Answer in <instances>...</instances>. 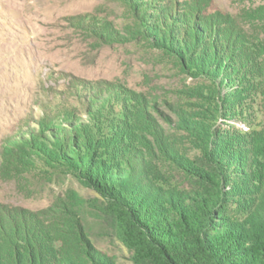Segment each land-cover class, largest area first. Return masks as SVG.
I'll return each instance as SVG.
<instances>
[{
	"label": "rangeland",
	"instance_id": "obj_1",
	"mask_svg": "<svg viewBox=\"0 0 264 264\" xmlns=\"http://www.w3.org/2000/svg\"><path fill=\"white\" fill-rule=\"evenodd\" d=\"M172 31L193 42L186 60L164 44ZM203 44L229 78L190 63ZM53 127L70 143L88 134L111 169L151 168L165 192H206L198 175L210 176L219 146L246 145L253 168L264 147V0H0V218L25 237L21 263L107 253L133 264L104 214L91 213L101 195L42 149Z\"/></svg>",
	"mask_w": 264,
	"mask_h": 264
},
{
	"label": "trees",
	"instance_id": "obj_2",
	"mask_svg": "<svg viewBox=\"0 0 264 264\" xmlns=\"http://www.w3.org/2000/svg\"><path fill=\"white\" fill-rule=\"evenodd\" d=\"M171 35L164 44L185 59L194 49L193 42L187 32L178 37L172 31ZM201 50L198 60L194 55L189 58L194 68L229 78L232 68L214 63L221 54L210 55L204 44ZM220 66L223 73L218 70ZM66 130L53 127L55 141L50 147L42 143V149L53 154L50 159L57 154L69 166L79 168L80 176L101 195L91 202V213L104 214L108 235L116 236L130 250L133 264H264V147L262 153L256 154L255 166L247 169L250 164L244 157L246 145L238 144L234 146L238 149L230 153H226L227 147L219 146L225 154L215 152L210 176L198 175V181L209 189L186 196L181 191L159 188L149 174L151 168L142 171L130 163V171L122 170L120 165L107 167L98 160L103 151L93 148L88 134L81 143H70ZM113 156L116 155L112 153L113 161L118 160L119 156ZM143 166L149 168L145 163ZM232 166L241 168L236 178L229 174ZM232 179L234 182H230ZM83 224L78 223L80 237ZM10 229L6 219L0 218V264H22L26 255L19 244L25 237L18 243L21 233H9ZM89 254L88 251L86 256ZM91 258L87 260L91 264H119L115 256L107 253Z\"/></svg>",
	"mask_w": 264,
	"mask_h": 264
}]
</instances>
